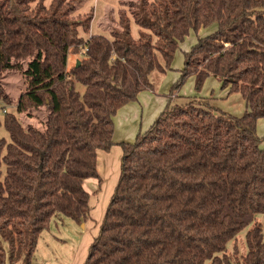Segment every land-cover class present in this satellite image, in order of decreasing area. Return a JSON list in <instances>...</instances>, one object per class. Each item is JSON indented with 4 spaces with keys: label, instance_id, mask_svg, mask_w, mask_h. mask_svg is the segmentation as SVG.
Returning a JSON list of instances; mask_svg holds the SVG:
<instances>
[{
    "label": "trees",
    "instance_id": "obj_1",
    "mask_svg": "<svg viewBox=\"0 0 264 264\" xmlns=\"http://www.w3.org/2000/svg\"><path fill=\"white\" fill-rule=\"evenodd\" d=\"M87 1L0 0V100L10 104L6 71L29 59L17 111L47 110L43 130L11 112L2 119L11 140L0 138V264H32L55 217L90 219L85 182L101 189L98 153L116 144L118 111L155 91L152 74L171 70L190 32L212 26L169 96L214 77L241 94L244 116L168 104L119 143L120 177L85 264H264V0H134L109 37L86 39L94 15L74 13ZM250 226L247 253L233 260L229 247Z\"/></svg>",
    "mask_w": 264,
    "mask_h": 264
},
{
    "label": "rangeland",
    "instance_id": "obj_2",
    "mask_svg": "<svg viewBox=\"0 0 264 264\" xmlns=\"http://www.w3.org/2000/svg\"><path fill=\"white\" fill-rule=\"evenodd\" d=\"M52 1L53 0H46L45 4H51ZM130 1L134 0H129L127 2L129 3ZM91 2L92 7H95L94 10H88L85 12L90 7L89 4ZM127 2H125V4H128ZM118 3V0H88L78 8L79 10L74 13V17L78 18L93 14L94 18L91 30H102L103 22L106 21L105 29L109 32V30L114 27L113 17L118 14ZM125 9L128 10V7L126 6ZM107 18L108 20H106ZM215 28L216 26H212L205 29L204 35L212 33ZM198 34L201 35L200 31L197 34L193 31L190 32L189 36H187L184 42L180 44V47L175 54L171 70L167 71L166 74L160 72H154L152 74L151 79L156 92L161 94L167 91V93H170L171 88L179 80L181 71L184 69L185 55L189 53L198 42ZM80 35L83 36L82 32ZM79 58V56H72L70 61L71 65H74ZM28 62L29 59L24 60L21 64L22 68L9 69L2 78V85L10 98V104L7 105L3 100H0V119H3L5 111L11 112L20 118L24 125H34L43 130L47 118L46 108L41 107L34 110L32 114L17 111L19 99L26 89V77L23 70L28 67ZM177 75L178 77H176ZM191 80L192 79L187 80L180 91V94L183 97L181 96L177 99V103L171 105L184 106L190 104L189 101L186 100H194L197 97L200 98V96L202 98L205 95H211L213 97L212 99H201L199 102L191 103H196L197 106L209 105L221 110L228 116L237 119L244 116L246 106L240 93L229 95L227 90L221 89V83L217 80H207L203 89L198 92L195 89V82H192ZM217 82L219 83V86H217ZM78 90L82 92L84 91L81 86H78ZM257 134L260 138L264 139V118L258 121ZM0 138L6 139L7 142H10L11 140L8 131L3 125V120L0 125ZM97 183L98 180L90 179L87 180L85 184L86 190L90 193L89 206L92 210V226L85 229L83 225H78L66 217H55L52 220L50 230L44 232L40 237L32 264H49V262L50 264H85L89 248L100 232L103 222L101 221L103 215L102 208L105 205L109 206L113 196V194L112 196H109V193L104 196L103 194L105 193V190L103 193H100L102 188L98 191L99 187L97 186ZM258 221L262 222L264 227V218L259 217ZM251 228L252 226L243 231L238 236V239L230 245L229 253L233 256V260L247 253L245 236L247 231ZM83 237H85V241ZM236 251L237 253H240L238 256L236 255Z\"/></svg>",
    "mask_w": 264,
    "mask_h": 264
},
{
    "label": "crops",
    "instance_id": "obj_3",
    "mask_svg": "<svg viewBox=\"0 0 264 264\" xmlns=\"http://www.w3.org/2000/svg\"><path fill=\"white\" fill-rule=\"evenodd\" d=\"M127 1L129 0H123V1L118 0L119 2L118 12L122 8V3H125ZM46 5L47 6L50 5V3ZM89 5L90 7L86 11L85 10L83 11L87 12L88 10H94L95 7H92V2ZM118 17L119 15L117 14L113 18L115 20H118ZM106 20H108V18ZM105 24H106V21L103 22L102 30L95 31L93 29L92 30L90 29L89 34H84L82 32L83 37L86 39L93 35H102V36L109 37L110 33L105 29ZM139 30L140 29L138 26H136L135 24L132 25V34L134 38L139 37ZM204 30L205 29L200 30L201 35L198 34L199 37L205 36ZM176 77H178V75ZM191 79H192L191 81L194 82V79L193 78ZM209 80H217V79L214 77H210L208 81ZM218 82H217L218 84L217 86H219V83H220ZM181 96L182 95L180 94L178 95V97H170L167 91L160 94L159 92H156V91L147 90V91H143L140 93L137 102H133L118 111L117 115L114 118V122H115L114 142L116 144L112 147V149L109 152L99 151L98 153V172L102 180V184H101L102 189L100 193H103V191L105 190V193L103 194L104 196L107 193H109V196L110 195L112 196L116 188V185L118 183V180L120 177V171H121V162H122V157H123V150H122V147L119 145V143H122V142L133 143L136 140V137L140 133L142 134L145 133V131H147L151 127V125L154 123V121L157 119V117L160 115V113L165 109V107L168 104L177 103L178 102L177 99L180 98ZM212 98L213 97L211 95L210 96L205 95L202 98L200 96V98L197 97L194 100L189 99L186 101H189V103H191L193 101L199 102V100L201 99L206 100V99H212ZM97 186L99 187V182L97 183ZM107 207L108 205L107 206L105 205L102 208L103 215H102L101 221H103L104 219ZM91 213H92V210L90 212V219L86 223H83V224H78L76 222L75 223L78 225H83L85 229L88 228L89 226H92ZM83 239L85 241V237H83Z\"/></svg>",
    "mask_w": 264,
    "mask_h": 264
}]
</instances>
